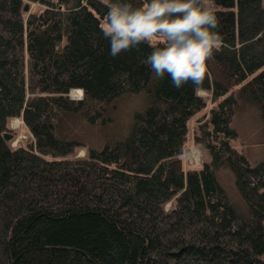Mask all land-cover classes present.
<instances>
[{
    "label": "trees",
    "instance_id": "1",
    "mask_svg": "<svg viewBox=\"0 0 264 264\" xmlns=\"http://www.w3.org/2000/svg\"><path fill=\"white\" fill-rule=\"evenodd\" d=\"M107 4L0 0V264H264V155L242 148L264 153V0H212L209 161L190 171L208 103L156 79L147 43L111 57ZM14 119L30 145L4 139Z\"/></svg>",
    "mask_w": 264,
    "mask_h": 264
},
{
    "label": "clouds",
    "instance_id": "2",
    "mask_svg": "<svg viewBox=\"0 0 264 264\" xmlns=\"http://www.w3.org/2000/svg\"><path fill=\"white\" fill-rule=\"evenodd\" d=\"M107 8L101 29L111 57L147 43L153 51L145 62L156 79L169 76L178 90L191 82L195 92L204 91L208 62L223 45L212 0H144L139 6L108 0ZM157 40L162 44L153 45ZM206 151L199 144L182 155L198 163Z\"/></svg>",
    "mask_w": 264,
    "mask_h": 264
},
{
    "label": "rangeland",
    "instance_id": "3",
    "mask_svg": "<svg viewBox=\"0 0 264 264\" xmlns=\"http://www.w3.org/2000/svg\"><path fill=\"white\" fill-rule=\"evenodd\" d=\"M41 9V6L37 5V4H30V11L36 12L39 11ZM153 42H157V41H153ZM198 95L203 98L205 101H207L208 106L207 108H205L204 110H202L201 112H199L198 114H196L194 117L191 118V120L189 121V137H188V141L186 143V149L185 151H188L189 149L195 147L196 145H199L196 143L195 141V136H196V127L198 125H200L201 123H203L205 121V119L208 117L209 115V110L212 107L210 101H211V94L209 92H200L198 93ZM69 96L73 99H81L83 97V92H81L77 97H74L72 95V91L70 92ZM20 120V119H18ZM20 125L18 127H14L12 125V120L10 121V128L11 130L6 131V133H8L9 135H12V138L9 140V142L11 143V145L13 147L19 146V145H30L33 142V138L29 132V130L26 128L24 122L22 120H20ZM245 139V136H244ZM248 139L245 140L244 145H242V141H241V145L242 148L246 149L245 153L247 154V156L251 157L253 160L259 162L262 160L264 153L261 152V150L257 149V150H252L249 149V143H248ZM240 144V142H239ZM239 150H241V146H237ZM87 152L84 148L78 149L74 155L76 157H84L86 156ZM183 159V163H184V168L186 171H190V170H199L200 168L203 167L204 163L209 161V156L208 154L205 152L203 157L201 158V160L197 163L194 161H190L185 159L182 156ZM170 205L167 206V208H169Z\"/></svg>",
    "mask_w": 264,
    "mask_h": 264
},
{
    "label": "bare ground",
    "instance_id": "4",
    "mask_svg": "<svg viewBox=\"0 0 264 264\" xmlns=\"http://www.w3.org/2000/svg\"><path fill=\"white\" fill-rule=\"evenodd\" d=\"M81 92H83V90L82 89H75V90H72V95L74 96V97H77ZM204 92V91H203ZM73 99V98H72ZM20 120H18V119H14V120H12V125L14 126V127H18L19 125H20Z\"/></svg>",
    "mask_w": 264,
    "mask_h": 264
},
{
    "label": "water",
    "instance_id": "5",
    "mask_svg": "<svg viewBox=\"0 0 264 264\" xmlns=\"http://www.w3.org/2000/svg\"><path fill=\"white\" fill-rule=\"evenodd\" d=\"M24 11L25 12H29L30 11V3H26L25 7H24ZM84 93V92H83ZM12 138V135H9L8 133L4 134V139L6 141H9Z\"/></svg>",
    "mask_w": 264,
    "mask_h": 264
}]
</instances>
